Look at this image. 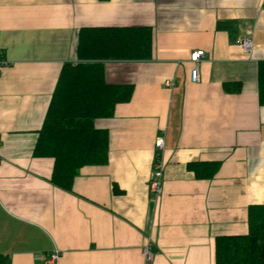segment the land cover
Listing matches in <instances>:
<instances>
[{
	"label": "crops",
	"instance_id": "1",
	"mask_svg": "<svg viewBox=\"0 0 264 264\" xmlns=\"http://www.w3.org/2000/svg\"><path fill=\"white\" fill-rule=\"evenodd\" d=\"M133 28L152 30L149 60L79 50L100 53L98 31ZM0 49V264H48L56 250L58 264H147V247L150 264H216V238L248 234L250 206L264 205V0H0ZM81 62H103L106 81L133 96L96 121L108 162L83 167L66 191L52 182L54 159L34 151L63 67ZM194 162L219 169L198 179Z\"/></svg>",
	"mask_w": 264,
	"mask_h": 264
},
{
	"label": "trees",
	"instance_id": "2",
	"mask_svg": "<svg viewBox=\"0 0 264 264\" xmlns=\"http://www.w3.org/2000/svg\"><path fill=\"white\" fill-rule=\"evenodd\" d=\"M98 34L100 45L94 50L100 53H87L81 42L79 50L87 58L149 60L152 56L149 28L101 30ZM104 66L103 62H81L63 67L35 147V157L54 159L52 182L66 191L72 190L83 167L108 162L109 133L98 129L96 121L113 117L116 107L133 96L132 85L106 81ZM258 85L259 102L264 106V62L258 64ZM224 88L239 92L241 84L226 83ZM188 168L198 179L210 180L219 163L194 162ZM248 223L247 235L216 238V264H264V205L250 206Z\"/></svg>",
	"mask_w": 264,
	"mask_h": 264
},
{
	"label": "built area",
	"instance_id": "3",
	"mask_svg": "<svg viewBox=\"0 0 264 264\" xmlns=\"http://www.w3.org/2000/svg\"><path fill=\"white\" fill-rule=\"evenodd\" d=\"M238 45H240L245 53L250 54L253 50V41L248 38V37H243L239 39ZM205 51L200 50V51H195L192 52L190 60L193 63L194 67L191 71V80L194 83H199L200 82V70L199 66L201 61L205 58ZM8 65V62L4 59L3 57V52L0 49V74L3 70ZM170 85V84H168ZM173 84H171L172 86ZM156 147L160 150L164 149L165 147V140L164 138H158L156 141ZM150 193L153 197L154 200H158L163 193V167L160 162H157L155 164L154 171L151 176V181H150ZM145 260L147 264H150L153 259L154 255L151 253L150 248H145L143 251ZM60 258V252L56 250L52 254L48 256V264H58ZM41 257H38L37 260H41Z\"/></svg>",
	"mask_w": 264,
	"mask_h": 264
}]
</instances>
